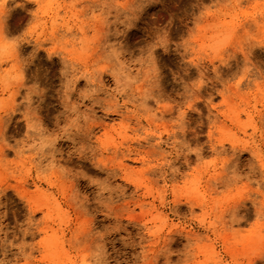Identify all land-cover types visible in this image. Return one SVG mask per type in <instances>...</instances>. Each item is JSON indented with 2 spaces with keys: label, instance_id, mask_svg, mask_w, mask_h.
Masks as SVG:
<instances>
[{
  "label": "rangeland",
  "instance_id": "obj_1",
  "mask_svg": "<svg viewBox=\"0 0 264 264\" xmlns=\"http://www.w3.org/2000/svg\"><path fill=\"white\" fill-rule=\"evenodd\" d=\"M0 146V264H264V0H0Z\"/></svg>",
  "mask_w": 264,
  "mask_h": 264
},
{
  "label": "bare ground",
  "instance_id": "obj_2",
  "mask_svg": "<svg viewBox=\"0 0 264 264\" xmlns=\"http://www.w3.org/2000/svg\"><path fill=\"white\" fill-rule=\"evenodd\" d=\"M1 147V146H0ZM2 151V150H1ZM2 153V152H1ZM1 155V154H0Z\"/></svg>",
  "mask_w": 264,
  "mask_h": 264
}]
</instances>
